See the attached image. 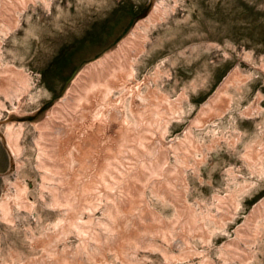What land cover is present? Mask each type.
<instances>
[{
    "label": "rangeland",
    "instance_id": "rangeland-1",
    "mask_svg": "<svg viewBox=\"0 0 264 264\" xmlns=\"http://www.w3.org/2000/svg\"><path fill=\"white\" fill-rule=\"evenodd\" d=\"M21 2L0 0L15 15L12 28L0 20V68L28 87L21 101L0 94V264H264V0ZM155 3L165 16L140 28L146 40L128 80L157 102L143 114L168 122L158 133L173 149L164 157L137 150L145 145L134 134L106 136L99 147L110 163L81 143L80 160L65 149L64 168H42L35 125L66 97L73 71L115 49ZM225 81H234L227 108L196 121ZM9 119L22 124L17 157L4 141Z\"/></svg>",
    "mask_w": 264,
    "mask_h": 264
},
{
    "label": "bare ground",
    "instance_id": "bare-ground-1",
    "mask_svg": "<svg viewBox=\"0 0 264 264\" xmlns=\"http://www.w3.org/2000/svg\"><path fill=\"white\" fill-rule=\"evenodd\" d=\"M20 1H22L21 3L26 4V3H28V2H30L32 0H20ZM162 6H161V4H158V3L156 4L155 3L152 11L146 17L147 21H145V20L138 21L136 23V25L134 26V28L132 29L133 32H131L130 35H127L115 47V49L111 50L107 54H104L100 58L95 59L94 61H90L89 63L84 65L83 68L79 72H77L76 75L71 80L72 83H71L70 87L68 88L66 97L63 100H60L54 107H52V109L50 111V114L44 120H42L41 122H39V123H37L35 125L36 129L39 131L38 132L39 133V137L36 140L37 144L35 142L34 143H35V145H37L40 148L39 149L40 156H42V158L46 159L45 160L46 163H41L44 160L41 161V162L39 161L40 162L39 164L42 165V168L46 167L49 170L50 169L49 167H54L55 171H57L56 169L60 170L63 166L65 167L66 166V165H64L65 163H63V162H65V160L67 158V157H65V153H64L65 149H67V151H68V149L72 150V152L70 151L71 153L68 155V156L72 157L71 159L74 158L76 160H80L79 156H81L82 150L84 149L81 146V143H82V145L83 144L85 145V148H86V145H87L89 147L96 148L99 151V149H101L99 147V145H100V143H102V141L104 139H107L106 136L107 137L108 136L114 137V139H119L118 141H119V143H121V142H124V141H128V139H126L127 137L125 138L126 140L125 139H124V141L121 140V137L123 139V135H127L129 137V136L134 134L135 135L134 136V138H135L134 140L141 139L144 142L143 144L145 145V146H143L141 143L140 144L138 143V145H140V147H142V148H139V146H137V148H138V149L136 148L137 150L145 151L147 153H152L153 152L155 154L156 153L157 154H163L164 157H165L166 151L169 148L173 149V146L172 147H167L168 144L171 145L172 143L164 142V139L162 138L164 136V132H159L158 133V130L162 127L163 124L167 128L168 122L167 123H163V117H160V115L143 114L144 112H147L148 109L152 110V108H154V106H156V109H157V106H158L157 102H153V101H149V100L148 101H146V100L143 101L142 97H143L144 94L142 95L140 93V88H141L143 83L132 84V82H131L132 80L131 81L128 80V79H130L133 76L135 61L138 58V56L140 55V53L142 52V50L144 48V42L146 40V35L142 32L143 29L141 30L140 28L142 26L143 27L144 26L147 27L151 23L157 22L161 17L163 19L164 16H165V10L162 8ZM10 10H11V13H10ZM12 11L13 10L11 9V7H8V10L6 8L5 9H0V20L3 21V22L6 21L5 25H8L10 28H12L13 25L15 24V18H14L15 15L13 14ZM1 13H3L5 15V17H4V15L2 16ZM17 74H21V73L18 72V71L10 70V69H5V70L1 69L0 70V94L3 93L5 95L6 94L9 95V93H11L12 97L11 96L10 97L12 99H15L16 101H21L22 100L21 97L24 98V96L23 95L21 96V94L26 92V89L28 87H27V84L23 82V81H26L24 75L21 74L23 76L22 77V76H17ZM233 75H237V74L234 73ZM15 78H17L16 79L17 83H20V87L19 88H18L19 84L15 85V83L12 82V81H16ZM233 79H235V78L233 77L230 80H233ZM231 82H234V81H225V83L220 85L221 88L216 92V95L212 98V100L208 101L205 104L206 107H205L203 113L200 116L198 115V118L196 119V121L200 117H204L205 115H208L210 113L213 114V115L214 114L220 115L221 111L223 112L224 108H227V105H229L228 104V99L230 97L228 98V96L226 95V93H227L226 89H227L228 85ZM16 90H18V92H14ZM113 90L120 91V92H118L120 94L118 96L114 95L115 97H113L112 96ZM148 94L154 95V94H156V92L154 90H152ZM126 101L129 102V105L127 106V109H125ZM164 103H165V101L163 102V104ZM177 103H180V102H177ZM218 104H220L222 106V108L221 109L218 108V110H220V111L216 113L215 108L217 107ZM255 107L257 108L258 106L255 105ZM256 108H254V110H256ZM260 110H261V108H260ZM127 112L130 115H127ZM207 112H208V114H206ZM251 113H253V112H251ZM210 117L212 118L214 116L211 115ZM200 119L202 120V118H200ZM203 120H205V119H203ZM9 121H11V120L9 119L7 121L8 123L6 122L8 125L6 124L7 125V128H6L7 131H6V134L4 135V141H5V144H6L7 148H8V150H9V152L12 154V156L15 157L18 154V152H19V150L21 148L19 146L18 141H19V138L22 135V127L20 126L22 124H20L18 127H14V125H13L14 123H9ZM78 121H79V123H78ZM76 122L78 124H76ZM55 126H56V129L54 131L53 129H54ZM144 128H146V129L144 130ZM193 128H195V127H193ZM84 130H85V132H84ZM80 131H81V133H80ZM132 131H134V133H132ZM136 131H137V133H135ZM54 133H55L56 136L53 135ZM51 135L53 137H51ZM76 135H80L79 136V141H77L78 143L74 140ZM186 136L188 138H190V137L192 138V136H190V134L186 135ZM81 137H85V138L81 139ZM110 137H109V139H110ZM102 138H103V140L100 141ZM188 138H186V139L188 140ZM190 139H189V141H193V140H190ZM76 140H78V139H76ZM109 141H111V140H109ZM116 141H114V143ZM176 141H178V140H176ZM180 142H181V140H180ZM117 144H118V142H117ZM123 144L124 145H120V146H122V147L125 146L126 142L123 143ZM129 144H130V141H129ZM184 144H186V143H184ZM192 144L194 145V141H193V143H191V145ZM110 145H112V143ZM178 145H179V143H178ZM127 146H128V144L125 146V148H127ZM187 146H189V144ZM101 147H103V146H101ZM133 147H130L129 149H131V148L133 149ZM75 148H76V150H75ZM115 148H118V147H115ZM183 148H184V146H183ZM199 148H201V147H199ZM103 149H104L103 152L105 153L104 156H106L107 159L109 160V157H112V155L110 154L109 157H108V151H109L108 146L105 144ZM103 149H101V150H103ZM184 149H186V148H184ZM188 150H190V151L189 152L186 151L187 152L186 157L190 155L191 150H195V151L198 150V147L194 146L193 149L189 148ZM133 151H134V149H133ZM99 153H102V151L99 152ZM197 153H198V151H197ZM259 154H258V156H259ZM191 155H192V152H191ZM203 155H204V152H203L202 156ZM262 155H264V154H262ZM98 156H100V155L98 154L96 156V158H95L96 160H97ZM186 157H184V158L187 159L188 157L187 158ZM115 158H117L116 154L114 155V159ZM251 158H252V152H249V156L247 157L248 162H250ZM59 159L62 162V164L59 161ZM71 159H69V160H71ZM54 160L59 161V162L56 163V161L54 162ZM196 160L199 161V160H201V158H196ZM98 161H99V159H98ZM184 161L186 163V160H184ZM66 162H68V160ZM88 162L90 163V161H88ZM106 162H108V161H106ZM74 163L76 164V162H74ZM74 163L72 162L73 165H74ZM92 163H94V162H92ZM109 163H110V160H109ZM147 163L149 164L151 162L147 161ZM44 164H46V165H44ZM68 164H70V162ZM105 168H107V167H105ZM184 168H186V166L183 167V170H184ZM52 170H53V168H52ZM91 171H92V169H91ZM176 171L177 170H175L174 172L177 173ZM175 173L173 175H175ZM182 173H183V171H182ZM182 173H181V175H182ZM235 175L237 177H239L238 174H235ZM182 178H183V181H184V177L183 176H182ZM178 179H180V178H178ZM58 182L61 183L62 180L60 179V180H58ZM168 182H169V180H168ZM90 183L92 184V181ZM127 184L124 186L125 187L124 189L128 188V186L130 187V185L128 184V186H127ZM142 185H144V184H142ZM14 186H15L16 191H17L16 198H19V199L23 198L22 192L26 191V189H25L26 187H24V186L21 187L19 185V183H17V182L14 184ZM68 186H67V188H68ZM86 187L87 186H85V188ZM65 189H66V187H65ZM82 189H84V188H82ZM91 190H90V192H91ZM127 190L129 191V188ZM157 191H159V190L157 189ZM87 192H89V191H87ZM127 194H128V192H127ZM131 194H132V192L130 193V195ZM24 197H25V195H24ZM92 197H90V199ZM24 199L25 198H23V200ZM15 200H18V199H15ZM59 204H61V202H59ZM23 205L24 204H22V206ZM64 205H67V204H64ZM234 208H233V210H234ZM258 209H260V211H262L261 210L262 208L259 207ZM257 211L259 212V210H257ZM156 221H158V220H156ZM200 231H202V230H200ZM245 252H246V250H245ZM243 256L245 257L246 255H243Z\"/></svg>",
    "mask_w": 264,
    "mask_h": 264
},
{
    "label": "water",
    "instance_id": "water-1",
    "mask_svg": "<svg viewBox=\"0 0 264 264\" xmlns=\"http://www.w3.org/2000/svg\"><path fill=\"white\" fill-rule=\"evenodd\" d=\"M139 16H142V15H139ZM139 18H141V17H139ZM75 73H76V70L73 71V73L71 74V76L69 77V79L66 81V83H68L69 80H71L73 78V76L75 75Z\"/></svg>",
    "mask_w": 264,
    "mask_h": 264
}]
</instances>
